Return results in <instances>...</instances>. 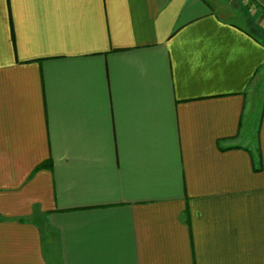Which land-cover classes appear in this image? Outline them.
I'll list each match as a JSON object with an SVG mask.
<instances>
[{
    "label": "crops",
    "instance_id": "0c3cea01",
    "mask_svg": "<svg viewBox=\"0 0 264 264\" xmlns=\"http://www.w3.org/2000/svg\"><path fill=\"white\" fill-rule=\"evenodd\" d=\"M259 40L264 0H0V264H264Z\"/></svg>",
    "mask_w": 264,
    "mask_h": 264
},
{
    "label": "trees",
    "instance_id": "16d2710c",
    "mask_svg": "<svg viewBox=\"0 0 264 264\" xmlns=\"http://www.w3.org/2000/svg\"><path fill=\"white\" fill-rule=\"evenodd\" d=\"M259 41L264 44V41H261V40H259ZM51 165H52V163H51V161H49V162H45V163L39 165L38 167L39 168H42V167H50Z\"/></svg>",
    "mask_w": 264,
    "mask_h": 264
},
{
    "label": "rangeland",
    "instance_id": "374dc122",
    "mask_svg": "<svg viewBox=\"0 0 264 264\" xmlns=\"http://www.w3.org/2000/svg\"><path fill=\"white\" fill-rule=\"evenodd\" d=\"M248 2V1H247ZM238 4V2L237 3H235V5H237ZM238 7V9H241V11L244 9L243 8V6H241V7H239V6H237ZM249 27V26H248ZM251 27H253V23L251 24Z\"/></svg>",
    "mask_w": 264,
    "mask_h": 264
}]
</instances>
